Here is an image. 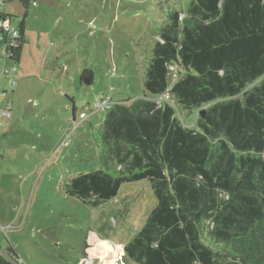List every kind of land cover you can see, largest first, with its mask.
<instances>
[{
    "label": "trees",
    "instance_id": "trees-1",
    "mask_svg": "<svg viewBox=\"0 0 264 264\" xmlns=\"http://www.w3.org/2000/svg\"><path fill=\"white\" fill-rule=\"evenodd\" d=\"M18 1L15 66L34 3ZM173 65L183 73L170 85ZM144 87L200 116L185 124L166 100L113 104L99 131L101 168L74 177L67 194L99 208L125 184H150L156 205L124 245L128 264H264V0H194L184 18L171 12ZM0 264L23 263L9 245Z\"/></svg>",
    "mask_w": 264,
    "mask_h": 264
},
{
    "label": "rangeland",
    "instance_id": "rangeland-1",
    "mask_svg": "<svg viewBox=\"0 0 264 264\" xmlns=\"http://www.w3.org/2000/svg\"><path fill=\"white\" fill-rule=\"evenodd\" d=\"M192 1L34 0L30 5L17 87L0 76V106L12 102L13 88L28 106L15 101L13 125H18L0 136L1 255L12 245L24 264H86L92 240L124 248L142 229L156 205L147 181L123 185L115 200L99 208L67 194L74 177L101 168L98 137L108 111L96 108L82 125L80 117L86 107L104 101L146 98L174 104L183 122L193 126L199 113L184 110L169 93L153 96L144 87L161 27L174 10L184 18ZM24 13L18 0H0V15L11 16L14 27ZM85 71L93 73L91 85L81 82ZM182 73L171 66L169 84Z\"/></svg>",
    "mask_w": 264,
    "mask_h": 264
},
{
    "label": "built area",
    "instance_id": "built-area-1",
    "mask_svg": "<svg viewBox=\"0 0 264 264\" xmlns=\"http://www.w3.org/2000/svg\"><path fill=\"white\" fill-rule=\"evenodd\" d=\"M18 38H19L18 28L14 27L12 25V22L0 18V76L11 81L12 86L17 85L18 66L10 64L9 59H10L11 49L15 47ZM112 106L113 103L111 101H104L102 102L101 105H96V107L95 106L92 108L86 107L87 112L83 111L80 117L81 119L80 124L85 122L87 119H90L91 117L95 116L97 113L96 108L97 109L104 108L108 111L111 109ZM10 108H11V104L6 102L5 108H0V116H3L5 118H10L11 115L9 110ZM87 113H89V115H87ZM1 125L2 123L0 122V127ZM73 125L74 126L77 125L75 121H73ZM2 229L5 230V228ZM93 237H95V234H93ZM99 243L108 245L109 249L114 251V260L112 264H128V261L125 258L124 248H120L116 246L115 244L111 243L109 240H103L99 238L92 240V244L88 248V255L85 257L84 263L95 264L94 256L91 252H89V249L90 248L95 249L96 245H98Z\"/></svg>",
    "mask_w": 264,
    "mask_h": 264
},
{
    "label": "crops",
    "instance_id": "crops-1",
    "mask_svg": "<svg viewBox=\"0 0 264 264\" xmlns=\"http://www.w3.org/2000/svg\"><path fill=\"white\" fill-rule=\"evenodd\" d=\"M19 72H20V69L18 68L17 85H18V79H19ZM93 79H94V76H93ZM17 85L16 86H12V84H11V86L14 87V88H16ZM13 89H12V95H13L12 96V102H10L11 108L9 109L10 110V113H11L10 118H5L3 116H0V122L2 123V125L0 127V136H2V137H6V135H8L12 131V129L18 125V122L17 121H16V124L13 125L14 116L17 113V111L15 112V108H17V106L15 107V105H16L15 101H18L20 103V106H23L22 105V103H23L26 107H28L27 106V103H25V101H24L25 100L24 96H22L21 94L18 95L17 92H16V90H13ZM16 95H18V96L16 97ZM14 97H16L17 100H14L13 99ZM34 104H36V102ZM0 108H5V104H4V106H0ZM27 109L28 108H26L25 110H27ZM77 119L78 118H77V115H76V117H75L76 124H77ZM83 123H81L80 125H82ZM87 250H85V253L84 254L87 253ZM89 252H91L93 254L95 264H112V262L114 260V251H112L111 249H109L108 245L103 244V243H99L98 245H96V248L95 249H91L90 248L89 249Z\"/></svg>",
    "mask_w": 264,
    "mask_h": 264
},
{
    "label": "water",
    "instance_id": "water-1",
    "mask_svg": "<svg viewBox=\"0 0 264 264\" xmlns=\"http://www.w3.org/2000/svg\"><path fill=\"white\" fill-rule=\"evenodd\" d=\"M83 82H85L86 84H88V85H89V83H90V80H89V79H86V80H84ZM201 116H202V117H204V116H205V113H202V114H201Z\"/></svg>",
    "mask_w": 264,
    "mask_h": 264
}]
</instances>
